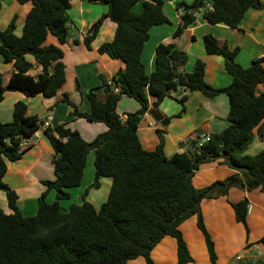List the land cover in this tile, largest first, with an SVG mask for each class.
Here are the masks:
<instances>
[{"label":"trees","instance_id":"1","mask_svg":"<svg viewBox=\"0 0 264 264\" xmlns=\"http://www.w3.org/2000/svg\"><path fill=\"white\" fill-rule=\"evenodd\" d=\"M70 1L17 0L20 4L30 2L31 8L21 35L14 33L15 16L0 29V56L4 63H12L15 70L8 79L0 73V102L6 90H17L26 96L41 93L51 98L62 86L65 80L62 50L57 45L45 44V40L48 35L60 44L67 40ZM89 1L106 4L107 11L90 26L83 38L85 47L90 49L103 20L108 19L115 24L114 37L100 44L97 51L122 60L125 67L110 79L100 75L104 100L98 98L99 88L88 91L87 112L78 111L67 94H63L61 101L72 106L70 116L104 123L107 129L89 142L63 124L44 130L53 149L55 178L42 181L46 190L38 197L37 210L25 216L18 208L17 194L4 183L3 176L6 162L21 157L22 141L39 129L41 119L28 115L26 104L17 101L12 120L0 121V190L5 193L11 211L5 213L0 208V264H127L139 256L145 264H156L150 252L165 236L175 239L176 264H188L192 256L179 226L193 215L209 261L216 264L214 242L205 227L200 201L224 195L232 186L264 189V148L253 155L246 153L256 126L259 137L264 135V57L242 67L234 61L236 49L219 46L213 36L205 35L206 52L225 59V69L231 77L227 86L217 89L208 86L203 78L204 64L199 60L191 72H186L188 56L172 43L156 45L153 71L147 74L140 56L150 28L168 22L163 0ZM137 3L141 6L139 11L134 10ZM193 6L203 8L202 17L209 23L237 28L244 12L248 8H262L264 0H195L191 5L178 1L175 8L183 12L173 37L180 36L184 28L194 23ZM27 54L39 67L36 77L28 74L33 64L25 58ZM169 70L171 76L166 82ZM259 85H263L262 90L258 89ZM76 87L79 89L78 84ZM181 89L185 91L178 98L181 104L188 92L199 91L206 97L224 93L229 104L228 125L220 132L208 134L209 139L201 146L194 139L191 150L171 157L165 155L162 131L157 129L156 148L143 149L137 125L149 109L148 97L153 98L152 107L157 108L172 91ZM122 96L139 103L136 111L127 112L124 117L116 112ZM90 150L93 151L91 188H98L100 179L109 177L107 199L96 209L85 200L84 192L80 204L70 203L64 208L59 201L69 198L66 189L80 185ZM206 158L208 161L220 159L235 172L223 180L196 188L192 183L195 165ZM50 190L56 192V198L47 203L45 198ZM231 206L236 221L247 232V200L233 202ZM259 241L264 244V233Z\"/></svg>","mask_w":264,"mask_h":264},{"label":"crops","instance_id":"2","mask_svg":"<svg viewBox=\"0 0 264 264\" xmlns=\"http://www.w3.org/2000/svg\"><path fill=\"white\" fill-rule=\"evenodd\" d=\"M183 1L193 4L195 0H163V12L168 19L167 23L152 26L149 30V38L144 43L140 59L144 64L147 74L153 71L154 52L158 43L174 44L177 48L186 52L188 60L184 66L186 72H191L195 61L204 64V81L214 88H223L231 82V77L225 69V59L221 55L209 54L203 44V37L211 35L219 46L225 45L229 50L236 49L234 61L242 67H248L252 60L264 57V6L262 8H248L237 28H231L222 23L212 24L202 17L203 8L194 11L195 21L183 29L178 37H173V32L180 24L182 10H176V2ZM0 29H4L15 16L14 33L19 36L27 12L31 3L20 4L17 0H0ZM68 15V37L60 44L57 39L48 35L45 44L57 45L61 48L64 64L65 80L56 94L51 98H45L41 93L34 96H26L17 90H6L0 102V121L12 120L13 106L17 101L26 104L28 115H36L41 121L48 119L49 127L54 129L63 124L71 130H76L86 141H91L98 133L107 129L101 122H89L84 118L70 116L72 106L62 102L63 94H67L69 100L78 108V111L87 112L89 103L86 94L91 89H98V98L104 100V92L101 88L100 75L110 79L125 64L120 59H112L106 54H100L97 48L104 42H109L114 37L115 24L104 19L96 37L90 44V49L83 43L84 36L92 23L104 15L107 5L99 1L71 0ZM141 9L140 5L134 6L135 11ZM74 40L77 42L75 43ZM25 58L33 64L28 74L36 77L39 67L30 54ZM264 65V60L262 62ZM12 63H4L0 56V73L8 79L14 73ZM7 81V80H6ZM76 84L79 85L77 89ZM259 90L263 85H259ZM185 93L177 90L171 93L178 98ZM169 99L171 101H169ZM149 108L152 107L153 98L148 97ZM171 102L174 108L171 109ZM181 105V107H180ZM139 103L130 97L122 96L116 105V112L124 117L127 112L136 111ZM157 109L168 119L166 126L154 121L146 112L137 125V136L145 150H154L159 142L157 129L162 131L163 151L167 157L174 153L191 150L189 144L199 136L217 133L223 130L228 122L226 116L229 110L228 98L224 93H218L212 97H206L199 91L186 93L183 104L164 98ZM180 109L182 111L180 112ZM256 126L252 130V142L246 153L253 155L264 148V135L259 137ZM24 151L16 161H7V169L3 181L18 196L17 205L25 216L35 214L38 206V197L46 190L43 180L55 178L54 168L48 163L53 155V149L47 141L44 130L38 129L30 138L24 139ZM92 162L93 157L87 155V161ZM235 170L221 163L220 159L204 161L200 163L192 175V183L196 188H202L210 183L223 180L233 174ZM91 176L83 179L73 192L76 199L74 204H80L81 195L86 192L85 200L96 209L108 196L111 180L103 177L99 181L98 188H91L93 181V167ZM54 176V177H53ZM56 198V192L50 190ZM71 199L72 193H69ZM99 195V196H96ZM53 198V197H51ZM246 199L248 210L246 214V232L242 223L236 221L231 203ZM55 199H52L54 201ZM59 201L65 208L70 202ZM0 208L5 212H11L7 206L5 193L0 190ZM200 210L204 224L214 241L216 251V264H264V244L259 241L264 233V189L255 188L246 190L242 187L232 186L226 194L214 198H204L200 201ZM180 230L192 256V262L188 264H211L208 258L204 238L196 226V216L193 215L180 224ZM185 230V231H184ZM165 238V237H164ZM130 261V260H129ZM127 264H137V260ZM166 259L160 257L158 264ZM156 263V262H155Z\"/></svg>","mask_w":264,"mask_h":264},{"label":"rangeland","instance_id":"3","mask_svg":"<svg viewBox=\"0 0 264 264\" xmlns=\"http://www.w3.org/2000/svg\"><path fill=\"white\" fill-rule=\"evenodd\" d=\"M137 6L140 5L139 3L136 4ZM135 5V6H136ZM175 91H172L171 93L174 94ZM165 98H171L173 99L174 103L175 102H178L176 101L177 99L172 95L170 94V96H167ZM163 101V100H162ZM169 101H171L169 99ZM180 103V102H179ZM174 104L171 102V109H173L174 107ZM181 107V105H180ZM182 111V109H180V112ZM199 140L204 142V136H199ZM190 148H191V143L189 144ZM192 149V148H191ZM89 157L92 156L93 157V151L90 150L89 151ZM171 157V156H170ZM47 163H48V168H47V171L50 170V166H52V169L54 168V165H53V162H52V158L49 160H47ZM92 167H93V163L90 162V159L89 161H86V165H85V168H84V179L86 181L87 177L91 176V170H92ZM54 177V176H53ZM106 178V177H105ZM109 180H111L110 178H108ZM82 182V181H81ZM76 190V188H69V189H66V192H69V193H72L71 195V199L69 200H65V201H62V202H70V203H73L75 202V195L73 194V192ZM96 196H99V195H96ZM53 197V198H51ZM52 199H55L54 198V195L52 193H50L49 195L46 196L45 198V201L47 203H51L52 202ZM77 201H81V200H77ZM67 208V206H66ZM185 231V230H184ZM213 240V239H212ZM214 242V241H213ZM216 253V251H215ZM208 254V253H207ZM150 257L152 258V260L154 262H156V264H158L157 262L159 261L160 257L166 259V261L162 264H176V244H175V239L170 237V236H165V238L163 237L160 242H158L154 247L153 249L151 250L150 252ZM133 260H137V264H145V260L142 256H139L137 257L136 259H133ZM133 260L131 262H133ZM129 261V262H130Z\"/></svg>","mask_w":264,"mask_h":264},{"label":"water","instance_id":"4","mask_svg":"<svg viewBox=\"0 0 264 264\" xmlns=\"http://www.w3.org/2000/svg\"><path fill=\"white\" fill-rule=\"evenodd\" d=\"M197 10V6H193L191 8V11L194 12ZM170 76H171V70L168 71L167 75H166V78H165V81H169L170 79ZM167 91V89H166ZM147 113L152 117V119L156 122H158L160 125L162 126H166L167 122H168V119L160 112L159 109L157 108H149L147 110ZM205 161H207V158L205 159ZM198 166V163L195 165V168Z\"/></svg>","mask_w":264,"mask_h":264},{"label":"built area","instance_id":"5","mask_svg":"<svg viewBox=\"0 0 264 264\" xmlns=\"http://www.w3.org/2000/svg\"><path fill=\"white\" fill-rule=\"evenodd\" d=\"M180 23H181V18H180ZM107 83L110 84V81L108 80ZM115 90H117V89L115 88ZM38 127H39V129H41V130H45L46 128H50V127H49V121H48V119H46V120H44V121H40V122H38ZM208 139H209V136H208V135H205V136H204V142H205L206 140H208ZM202 144H203V142L200 141L199 138H198V139H197V146H201ZM22 145H23V142L21 143V146H22Z\"/></svg>","mask_w":264,"mask_h":264}]
</instances>
